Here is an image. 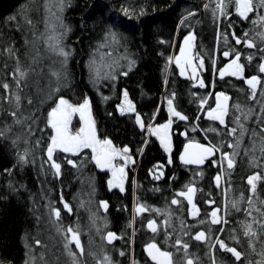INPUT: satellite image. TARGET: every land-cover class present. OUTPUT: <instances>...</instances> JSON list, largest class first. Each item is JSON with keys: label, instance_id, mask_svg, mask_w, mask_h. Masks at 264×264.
<instances>
[{"label": "trees", "instance_id": "trees-1", "mask_svg": "<svg viewBox=\"0 0 264 264\" xmlns=\"http://www.w3.org/2000/svg\"><path fill=\"white\" fill-rule=\"evenodd\" d=\"M215 4L216 0H63V12L56 16L63 27L59 34L53 35L50 28L52 21H56L53 20L57 11L55 5L61 8L60 0H0V84L10 85V90L0 87V129L11 127V131L0 137V263L67 264L65 238L62 232H57V227L62 226L79 232L83 254H79L74 243L70 246L77 253L78 264H107L105 257L111 264H155L144 248L152 240L164 250L174 251L175 264H182L183 255H178L182 248L178 250L175 242L189 233L188 228L198 227L188 218L189 203L178 193L193 185L197 189L195 203L201 209V221L207 219V215H202L215 207L222 208L228 201L238 203L239 210L232 206L227 208L226 224L212 231L207 230L206 224L198 229L206 235L221 234L228 244L237 246L243 253L242 260L236 262L218 250L216 264H248L249 261L255 264L261 259L258 253L264 250V235L255 241L256 251L253 252L243 229V223L251 222L246 212L248 199L254 201L255 207L264 208L260 203L264 201V180L257 183L256 196H252L247 183L254 173L264 177V157L259 151L254 154L260 164L255 167L251 163L253 153H244L245 148L251 147L249 136L244 138L235 167L230 170L225 167L230 172L225 184L227 193L223 191L225 197L221 189L215 187L210 168L201 169L199 177L196 171L186 173L178 169L181 167L177 160H173V168L167 170L163 179L154 181L147 169L164 161L165 157L152 140L141 160L135 193L148 211L135 220L133 185L130 182L124 191L111 188L108 176L97 169L90 149L78 155L59 151L55 156L56 162L61 164L59 175L47 162L46 148L51 137L47 114L59 97L73 104L88 99L98 138L110 139L119 147L139 149L145 141V133L140 132L135 114L120 113L117 108L125 91L145 123L164 122L168 117L175 122L185 121L186 127L200 129L196 134H189V139L211 141L217 146L223 145V152L231 153L233 150L227 145L233 143L234 138L225 134L227 129L223 125L209 120L207 111L213 107L214 93L224 91L231 95L226 118L229 128L234 126V115H239L235 104H240L245 111L253 108L257 114L260 112L258 101L264 97L259 94L255 101L251 100L250 88L242 79L218 78V75L226 62L225 51L234 52V56L240 53L245 75L259 72V65L264 63V41L257 33L264 32V25L252 21L264 15V8H259L257 2L258 11L245 20L236 14L234 4L229 5L227 16L214 14ZM125 9L129 10V15L124 14ZM188 32H193L196 54L204 60L206 87L203 88H193L181 80L169 62L177 40L179 42ZM246 32L247 38L254 39L255 48L235 43L232 33L244 38ZM50 37L58 39L61 48L69 53L66 60L59 52L57 56L51 52L56 47H50L55 40ZM118 39L120 42L115 47L112 42L117 43ZM9 48L13 50L11 55ZM98 49L99 53L110 51L117 68L110 78L105 76L102 81L93 83L89 63ZM248 56L253 59L248 61ZM18 64L21 70L28 72L24 82L27 86L22 85V90L12 77ZM261 76L264 79V73ZM57 88L59 91H55ZM9 91L11 97L4 99ZM17 92L21 96L19 110L14 99ZM201 98L208 101L203 107ZM29 99L31 104L27 102ZM168 99H173L176 110L187 116V120L167 112ZM12 111H17L21 119L31 116L32 120L16 124L10 115ZM256 119L254 115L245 121L246 127L259 131ZM29 124L34 135L28 133ZM36 141H39L38 146ZM25 151L28 162L22 163L20 157ZM68 160L74 161L76 166L67 163ZM173 199L180 204H172ZM102 202H107V210ZM65 203L71 206V212L64 208ZM55 209L61 212L59 221L54 216ZM157 210L164 214L157 216ZM253 216L259 218V213L253 212ZM148 219L157 220L162 230L151 232L146 227ZM254 228L258 229V225ZM109 232L119 238L109 242L106 238ZM186 243L190 246L189 258L194 257L196 264H212L209 248L203 243L193 239Z\"/></svg>", "mask_w": 264, "mask_h": 264}, {"label": "snow or ice", "instance_id": "snow-or-ice-1", "mask_svg": "<svg viewBox=\"0 0 264 264\" xmlns=\"http://www.w3.org/2000/svg\"><path fill=\"white\" fill-rule=\"evenodd\" d=\"M257 2L259 4V8H264V0H216V9L214 10V14H219L220 16L228 15V7L230 4H234L235 12L243 19H249V15L252 13H256L258 11ZM61 10L63 6V0H60ZM207 7V5H205ZM50 10V9H49ZM125 15H129V10H124ZM29 24L32 23L31 20L27 21ZM254 24L259 23L264 25V15L259 16L258 20L252 21ZM54 27V25H53ZM63 27V25H61ZM236 44H244L248 48H255L256 43L254 39L247 38L248 33H244V38L236 37L235 33H232ZM261 41H264V32L257 33ZM114 38V37H113ZM49 39H56L55 37H50ZM195 37L194 35H189L184 39V47L180 49L179 56L175 57V63L178 65L180 69V75H186L190 71L189 79L196 80L199 77V71L204 68V60L203 58H199L198 63L194 62L195 57L192 55L193 41ZM57 45L59 44V40L56 39ZM50 47H55L50 45ZM8 53L13 54V50L9 48ZM59 55L65 57L67 59L69 53L65 51L63 48L59 49ZM225 57L232 55V51H225L223 53ZM248 61L253 59L252 56L247 57ZM19 58L17 57V61ZM241 55L240 53H236L234 59H232L220 72L219 76L221 78L225 76H234L241 79H245L247 85L250 88V99L256 100L257 93L260 92V95L264 97V81L261 80L259 76H251L250 78L244 77V65L240 63ZM35 62V61H34ZM171 63V59L169 61ZM34 71V70H33ZM259 72L264 73V63L259 65ZM53 75L59 76V73H53ZM97 76H99V71L97 70ZM13 80L15 81L17 87L22 90V85L27 86L24 82L27 80L28 72L21 70L19 64L15 71L12 73ZM199 86L201 88L206 87L204 81L202 79L199 80ZM0 87L6 90H10V85L8 83L0 84ZM55 91H59V89H55ZM11 92L9 91V96L4 97V99H9L11 97ZM124 96V104L120 106L121 113L125 112H135V105L128 99V93L125 91L123 93ZM175 94H173L174 98ZM15 105L16 109L19 110L21 104V96L19 92L15 94ZM231 97L221 92L215 96V107L209 108L207 111V118L212 121H217L220 125H223L227 132L226 135L233 137L234 142L229 143L227 147L231 148L233 151L231 153L223 152L221 146H217L215 144L209 143L208 145L201 144L197 141L190 140L187 145L184 147L183 154L180 156V159L186 165H203L207 160L211 157L220 153V163L223 164L226 162L227 169H233L235 167V158L240 155L239 149L244 143V138L249 136L251 140V147L245 148L244 153L248 155L249 152L253 153L251 163L255 167H260V164L257 162L255 157V153L259 151L260 155L264 157V100L258 101L261 104L259 114L256 113L255 109L248 108L247 111L240 105L235 104L234 108L239 113V115H234L233 124L234 126L228 127V123L226 122V118L229 114V101ZM29 104L32 103V100L29 99L27 101ZM208 103L206 98H201L200 105L203 107ZM168 111L173 117H177L180 120H187L188 117L183 115L181 112L177 111L174 104L173 99H168ZM79 115L80 120L83 123V126L79 127V129L75 132L72 130V120L75 115ZM12 117H14V123L23 124L25 120H32L31 116L24 117L23 119L17 117V111H12L10 113ZM254 115L257 116L256 123L260 126L259 131L256 129H249L246 127L245 121L250 120ZM243 117V120L241 119ZM35 121L33 120V123ZM136 122L139 124L141 129H144L145 125L143 120L137 114ZM172 120L169 119L166 124H162L159 127H149L148 131L157 136L160 140V143L163 145L166 151L171 152L172 141H171V133L170 129L172 126ZM47 126L52 130L53 134L50 137V143L46 148L47 162L50 163L51 167L55 169V173L57 175L61 172V164L57 163L53 158L54 153L57 151L63 153H71L73 155H78L84 149H91L93 153V159L95 160L96 165H98L101 169H110L112 172V179L109 180V186L119 188L120 191H124V181L126 179L127 173L125 168L127 163L131 162V157L128 156L130 149L125 147L123 149L116 148L111 140L108 139H99L95 127V121L92 118L91 114V103L88 99H85L83 103L74 105L69 100L64 97H59L55 105L51 107L50 111L47 114ZM28 133L30 135H34L32 131V127L29 124L27 126ZM11 131V127L7 129H0V137L5 136L6 132ZM210 131H216V129H210ZM187 135V133H185ZM19 139V137L17 138ZM27 142V140L25 141ZM15 144L16 141L14 140ZM37 146L39 145V141H36ZM27 151L20 157V161L22 163H27ZM119 157L124 163L120 166H117L114 161ZM67 163L72 164L74 167L75 162L72 160H68ZM171 163V160H169ZM213 163H216L213 161ZM162 175V174H161ZM202 175V173H201ZM160 176H156V179H159ZM221 175H217L215 177V182L217 186H220L221 183ZM264 180V177L261 176L260 173H254L249 176L247 179V183L250 186V191L252 196H256L257 183ZM197 189L194 186H186L185 191H181L178 193L180 197H185L187 202L191 205V215L193 218H196L200 215L199 208L194 203V196L196 194ZM174 205H179L180 201L177 199H173L171 201ZM209 203H214V201H209ZM249 207L246 210L247 215L251 217V222L243 223L244 236L249 238V246L252 248L253 252L256 251L255 241H258L262 235H264V208L255 207L254 201L249 198L247 201ZM264 205V201L260 202ZM102 206L105 210L108 208L107 202H102ZM234 208H238V203L234 202L232 205ZM64 208L67 209L68 212H71V206L68 203L64 204ZM136 211L138 213H142L148 211V209L144 205H140L137 207ZM158 211V210H157ZM253 212L259 213V218L253 216ZM221 209L216 208L210 213V223L211 224H226L228 221L220 215ZM54 216L57 221H59L61 217V212L59 209L54 210ZM200 223H204V221H200ZM254 225H258V229L254 228ZM148 227L151 229L153 233L157 232V225L155 221H151L148 224ZM57 232H62L65 238L64 248L67 250V254L73 258V264H78L76 257L77 253L72 251L71 245L74 243L76 248L79 249V254L82 255L84 252V248L81 244L79 238L78 230L73 229L72 227H67L64 229L62 226L57 227ZM107 240L111 242L116 237L114 233L109 232L107 234ZM194 239L196 241L207 242L209 237L206 235L205 231H199L195 234ZM235 239V237H234ZM37 244H40V241H36ZM176 246H178V250L182 248L185 252L186 259L182 262V264H196V262L187 258V250L189 248V244L184 243L181 240H177L175 242ZM216 244L222 250H225L232 254L236 261L242 260L243 253L235 247H229L223 240H216ZM147 253L155 264H175L173 260V253L170 251L162 250L155 242L149 243L147 245ZM261 257L259 261H256L255 264H264V250H261L258 253ZM123 255V253H121ZM104 260L107 264H111V261L108 257H105ZM248 264H254L253 261H249Z\"/></svg>", "mask_w": 264, "mask_h": 264}, {"label": "flooded vegetation", "instance_id": "flooded-vegetation-1", "mask_svg": "<svg viewBox=\"0 0 264 264\" xmlns=\"http://www.w3.org/2000/svg\"><path fill=\"white\" fill-rule=\"evenodd\" d=\"M189 33H192L193 32H188L186 34H184L181 38H182V44H181V47L180 49L183 47L184 45V41L183 39L185 38V36ZM193 43V48H192V55L196 58L194 62H197L198 63V60H199V57L198 55L196 54V48H195V39L194 41L192 42ZM177 48V46H176ZM175 48V49H176ZM175 52V51H174ZM173 52V53H174ZM173 56V54H172ZM179 56V55H178ZM224 56V55H223ZM234 52H232V55L228 56V57H225V65L221 68V70L232 60L234 59ZM232 58V59H231ZM173 66L177 69V72H178V76L181 80H184L186 82H188L193 88H198L200 87L199 86V80L202 79L204 81V73L206 72L205 68L201 69L199 71V77L196 79V80H193V79H189V75H190V71L188 74L186 75H180V69L178 67V65L176 63H173ZM219 70V72L221 71ZM259 76L262 80V76H261V73L258 72L256 74H251V75H245V69H244V77L245 78H250L251 76ZM225 77H228V78H238V77H234V76H225ZM223 77V78H225ZM218 78H221L219 75H218ZM241 79V78H239ZM244 81V83L247 85L246 83V80L245 79H242ZM205 83V82H204ZM248 86V85H247ZM249 87V86H248ZM212 88H211V92H212ZM218 91H216L214 93V100H213V107H215V94L217 93ZM224 92V91H222ZM227 95H229L231 97L230 94L228 93H225ZM124 104V98L121 99V101L119 102V104L117 105V108H118V111L121 113L120 111V106ZM230 108H231V100H230ZM229 108V110H230ZM166 109H167V112L169 113L168 111V104L166 105ZM125 113H129V112H125ZM124 113V114H125ZM135 114V116H137L136 112H131L130 114ZM170 119V117H168V119L164 122H152L150 124H147L145 123L144 121V129H141L139 124L136 122L137 126L140 128V132H143L145 133V141L143 143V145H141V147L139 149H135V150H132L129 146H123V147H119L117 146L113 141H112V144L118 148V149H123L125 147L129 148L130 149V152L128 153V156L131 157V162L127 163V166L125 168V171L127 173V176H126V179L124 181V189L129 185V183L131 182V184L133 185L134 187V197H133V220H135V218L137 216H139L141 213H138L136 211L137 207L140 206V205H143L141 204L140 201H138L137 197L135 196V193H136V190H137V187H138V175H139V172H140V164H141V160H142V157L145 153V150H146V147L147 145L152 141V140H155L156 144L159 146L160 150L162 151V153L164 154V161H160L158 164H155L154 166L150 167L147 169V172L150 174V177L154 180V181H160L161 179H163L167 173V170L169 169H172L173 166H174V163L175 161L173 160H177V163L178 165L181 167V168H178V169H181L183 171H185L186 173H190L191 171L193 172H197V176L200 177L201 175V169H204V168H210L211 171H213V176H212V180L215 184V187L218 188V189H222L221 186H217L216 182H215V177L217 175H221V173L225 174V170L223 168V166L221 165L220 163V153L218 152L217 155L211 157L209 160H207L205 162V164L203 166H195V165H185L183 163L180 162L179 160V157H180V153L182 152L185 144L187 142H189L190 140H194V141H197V142H203V143H206V144H213L211 141H201V140H197V139H189V134L192 135V134H196L199 129V127H195V129H192L190 128V126L186 127V123L185 121H179V122H175L174 120H172V126H171V129H170V133H171V141H172V148H171V152L169 153L168 151L165 150V148L163 147V145L160 143V140L157 136L151 134L149 131H148V128L149 127H152V128H155V127H159L160 125L162 124H166L168 122V120ZM185 133H187V135H185ZM103 140V139H101ZM110 140V139H108ZM228 153V152H227ZM169 160H171V163H169ZM95 161V160H94ZM213 161H215L216 163H213ZM114 163L117 165V166H120L122 165L124 162L119 158L117 157L116 160L114 161ZM96 164V163H95ZM97 166V169L99 170L98 168V165ZM100 171V170H99ZM101 173H105L109 180H110V169H107L106 171H100ZM162 174V175H161ZM156 176H160L159 179H156ZM223 177H225V184L227 183V177H226V174L223 175ZM195 188L196 186L193 185ZM111 188H115V187H111ZM117 190H120L119 188H115ZM196 195V194H195ZM185 198V197H184ZM186 199V198H185ZM187 201V200H186ZM194 203H195V196H194ZM196 204V203H195ZM199 208V212H201V209L199 206H197ZM146 212V211H145ZM191 212V205L189 204V213ZM188 213V214H189ZM190 220H192L193 222H195L197 219H192L190 217H188ZM152 221L150 219H148L146 221V227L151 231V229L148 227V224L149 222ZM156 225H157V233L160 232V227H159V223L156 222ZM164 227V226H163ZM163 230L165 231V229L163 228ZM189 231V229H187ZM198 229H193L191 230L189 233H186L184 234V237H179L181 241H183L184 243H186L187 240H190V239H194V236L195 234H197L200 230ZM152 232V231H151ZM209 236V235H208ZM219 239V240H223L229 247H235L237 248V250L241 251L237 246L235 245H231V244H228L226 242L225 239L222 238L221 234H217V235H213L211 237H209L208 241L207 242H202L200 241L201 243H203V245H205V247L209 248V261L210 263L212 264H216V252L219 250L220 253H222L223 255H228V256H232L231 253L225 251V250H222L221 248H218V244H216V240ZM152 241H155V240H152ZM150 242V241H149ZM157 242V241H156ZM188 244V243H187ZM168 251V250H166ZM147 252V251H146ZM173 253V260L175 262V259H174V251H170ZM182 253V255H185V252L184 250L182 249L178 255ZM189 253H190V246L187 250V255L189 257ZM148 254V253H147ZM191 254V253H190ZM149 257V256H148ZM182 257V256H181ZM234 258V257H233ZM235 259V258H234ZM152 261V260H151ZM236 261V260H235ZM153 262V261H152ZM236 262H239V261H236Z\"/></svg>", "mask_w": 264, "mask_h": 264}, {"label": "rangeland", "instance_id": "rangeland-1", "mask_svg": "<svg viewBox=\"0 0 264 264\" xmlns=\"http://www.w3.org/2000/svg\"><path fill=\"white\" fill-rule=\"evenodd\" d=\"M56 6V10L57 11H55L54 12V18H53V20H56V16H57V18H58V14L60 13H62L63 11L61 10V8H60V5H55ZM63 7V6H62ZM214 9H216V4L214 5ZM53 25H54V27H53ZM60 25H62V21L61 20H56V21H52V23H51V33L53 34V35H57V34H59V31H60V29L62 28V27H60ZM125 38V37H124ZM119 39H118V41H117V43L116 42H112V44H114L115 45V47L119 44ZM53 44H54V46L56 47V48H54V49H52L51 50V52L55 55V56H57L58 55V53L57 52H59V49L61 48V43L59 42V44L57 45V43H56V39L54 40V42H53ZM181 44H182V39H180L179 40V42H178V40H177V43H176V45H177V48L175 49V52L173 53V56H172V60H171V62L172 63H175V57H177L178 55H179V53H180V47H181ZM101 51V50H100ZM97 54L96 55H94L93 57H92V59H91V63H89L90 64V69H91V73H92V79H93V83H97L98 82V80L100 81H102L103 79H105V76L106 77H108V78H110V76H111V74L114 72V70L117 68L116 67V64L114 63V61L111 59L112 58V53L110 52V51H104V52H100L99 53V49L97 50ZM119 66H121V64L119 65ZM97 70L99 71V76H97ZM107 78V79H108ZM262 81H264V79H262ZM260 94V92L258 91V93H257V95H259ZM66 99V98H65ZM68 100V99H67ZM263 100H264V98H263ZM71 102V101H70ZM72 103V102H71ZM73 104V103H72ZM54 105H55V103H54ZM74 105H78V104H74ZM91 114H92V118L94 119V121H95V118H94V115H93V111H92V107H91ZM259 114V113H258ZM81 126H83V123H82V121L80 120V118H79V115L77 114V115H75L74 117H73V120H72V130H73V132H75V131H77L78 129H79V127H81ZM95 127H96V131H97V124H96V121H95ZM53 134V132H52V130H51V135ZM100 139V138H99ZM121 149V148H120ZM241 149V148H240ZM239 149V150H240ZM91 150V149H90ZM59 151H57V152H55L54 153V159H55V156L57 155V153H58ZM236 159V158H235ZM236 161V160H235ZM222 166H223V168H224V170H225V174H226V177H228L227 176V173H228V175H229V171H226V168L225 167H227L226 166V162H224L223 164H221ZM230 170V169H229ZM110 180L112 179V172H111V170H110ZM224 173L222 174L221 173V177H222V179H221V183H220V186H221V193H222V195L224 196V192H225V194L227 193V189H226V187H225V177H223V175H225ZM224 191V192H223ZM225 197V196H224ZM92 204H93V202H92ZM233 205V202H226L225 203V206H223L222 208L221 207H215L214 209H216V208H220L221 209V213H220V215L221 216H223L224 218L226 217V215H227V208L229 207V206H232ZM233 207V206H232ZM229 208H231V207H229ZM213 209V210H214ZM213 210H211L210 212H208L207 211V213L206 214H204V215H202V216H206L207 217V219L204 221V223H200V221H201V219H200V215L198 216V217H196L195 219H197L195 222H193V224H194V226H196V227H198L197 229H199L200 228V226H206L207 227V230H210V231H212L214 228H216V226H218V225H222V224H218V225H216V224H211L210 223V219H211V217H210V213L213 211ZM163 212L162 211H156V215L157 216H161V215H163L162 214ZM189 215V217L190 218H192V219H194L193 217H192V215H191V212L188 214ZM165 220H166V223H168V221H169V219H168V216L167 215H165ZM152 221H155V222H157L158 223V221L157 220H152ZM151 222V221H150ZM206 224V225H205ZM164 227H166L165 225H164ZM189 229V232L193 229L192 227H190V228H188ZM205 229V228H204ZM221 229H222V227H221ZM220 229V230H221ZM200 231H202V230H200ZM223 231V230H222ZM221 231V232H222ZM211 236H213V235H209L208 237H211ZM180 239V238H179ZM218 248H220L219 247V245H218ZM191 257V256H190ZM187 258H189L188 257V255H187ZM65 259H66V261H67V264H70V262H71V260L73 259H71V257L69 256V255H67L66 257H65ZM186 259V257H185V255H183L182 256V258H181V260H182V262L184 261ZM191 259H195L194 257H191ZM64 261V260H63ZM0 264H6V263H0ZM66 264V263H65ZM72 264V263H71Z\"/></svg>", "mask_w": 264, "mask_h": 264}, {"label": "water", "instance_id": "water-1", "mask_svg": "<svg viewBox=\"0 0 264 264\" xmlns=\"http://www.w3.org/2000/svg\"><path fill=\"white\" fill-rule=\"evenodd\" d=\"M189 35H194V34H192V33H189V34H187L186 36H185V38L186 37H188ZM195 37V36H194ZM184 38V39H185ZM184 39H183V41H184ZM183 47H184V45H183ZM222 91H218L216 94H215V96L217 95V94H219V93H221ZM223 93H225V92H223ZM227 95V94H226ZM229 96V95H228ZM230 97V96H229ZM229 108H230V101H229ZM188 143V142H187ZM187 143L185 144V146L187 145ZM199 143H201V144H205V145H208V144H206V143H203V142H199ZM184 146V147H185ZM183 151H184V148H183V150H182V152L180 153V156L183 154ZM179 160H180V162L181 163H183V161L180 159V157H179ZM184 164V163H183ZM205 164V163H204ZM203 164V165H204ZM186 165V164H185ZM203 165H195V166H203ZM98 168H99V170L100 171H106L107 169H101L99 166H98ZM153 242H155L162 250H164L160 245H159V243L158 242H156V241H150V242H148L145 246H144V248H145V250L147 251V245L149 244V243H153ZM150 258V257H149ZM151 259V258H150ZM154 262V261H153ZM155 263V262H154Z\"/></svg>", "mask_w": 264, "mask_h": 264}, {"label": "bare ground", "instance_id": "bare-ground-1", "mask_svg": "<svg viewBox=\"0 0 264 264\" xmlns=\"http://www.w3.org/2000/svg\"><path fill=\"white\" fill-rule=\"evenodd\" d=\"M181 39H182V38H181ZM171 60H172V58H171ZM171 64H172L171 67H174L172 62H171ZM174 68H175V67H174ZM175 69H176V68H175ZM176 70H177V69H176Z\"/></svg>", "mask_w": 264, "mask_h": 264}]
</instances>
